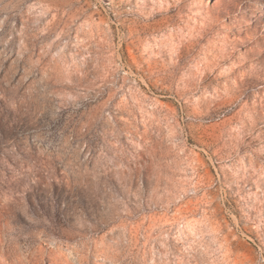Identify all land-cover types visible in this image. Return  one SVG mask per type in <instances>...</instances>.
I'll use <instances>...</instances> for the list:
<instances>
[{
    "label": "rangeland",
    "instance_id": "obj_1",
    "mask_svg": "<svg viewBox=\"0 0 264 264\" xmlns=\"http://www.w3.org/2000/svg\"><path fill=\"white\" fill-rule=\"evenodd\" d=\"M0 264H264V0H0Z\"/></svg>",
    "mask_w": 264,
    "mask_h": 264
}]
</instances>
